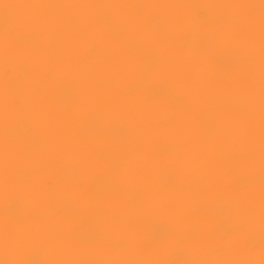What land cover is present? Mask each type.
I'll use <instances>...</instances> for the list:
<instances>
[{
  "label": "clouds",
  "instance_id": "9594fccd",
  "mask_svg": "<svg viewBox=\"0 0 264 264\" xmlns=\"http://www.w3.org/2000/svg\"><path fill=\"white\" fill-rule=\"evenodd\" d=\"M0 264H264V0H0Z\"/></svg>",
  "mask_w": 264,
  "mask_h": 264
}]
</instances>
